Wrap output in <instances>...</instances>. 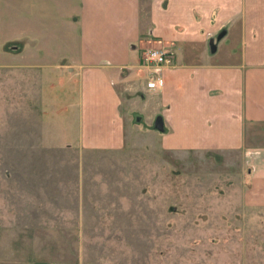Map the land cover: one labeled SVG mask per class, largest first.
Instances as JSON below:
<instances>
[{"label": "crops", "instance_id": "1", "mask_svg": "<svg viewBox=\"0 0 264 264\" xmlns=\"http://www.w3.org/2000/svg\"><path fill=\"white\" fill-rule=\"evenodd\" d=\"M149 47L174 55L154 89L139 66ZM0 70L55 137L238 154L242 200L264 206V0H0Z\"/></svg>", "mask_w": 264, "mask_h": 264}, {"label": "rangeland", "instance_id": "2", "mask_svg": "<svg viewBox=\"0 0 264 264\" xmlns=\"http://www.w3.org/2000/svg\"><path fill=\"white\" fill-rule=\"evenodd\" d=\"M19 83L0 70V264H264V206L243 202L238 154L131 133L118 151L81 149L21 104Z\"/></svg>", "mask_w": 264, "mask_h": 264}, {"label": "built area", "instance_id": "3", "mask_svg": "<svg viewBox=\"0 0 264 264\" xmlns=\"http://www.w3.org/2000/svg\"><path fill=\"white\" fill-rule=\"evenodd\" d=\"M173 59V52L168 49L149 47L143 50L139 66L145 72L148 89L162 85V71L173 63Z\"/></svg>", "mask_w": 264, "mask_h": 264}]
</instances>
